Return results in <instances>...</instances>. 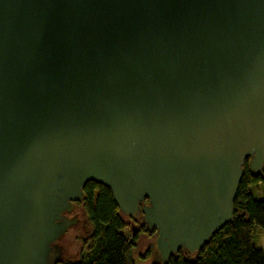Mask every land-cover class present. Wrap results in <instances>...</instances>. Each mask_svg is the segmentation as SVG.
Instances as JSON below:
<instances>
[{
    "label": "water",
    "instance_id": "1",
    "mask_svg": "<svg viewBox=\"0 0 264 264\" xmlns=\"http://www.w3.org/2000/svg\"><path fill=\"white\" fill-rule=\"evenodd\" d=\"M247 159L263 172L264 0H0V264L63 261L91 180L157 260L196 254Z\"/></svg>",
    "mask_w": 264,
    "mask_h": 264
},
{
    "label": "trees",
    "instance_id": "2",
    "mask_svg": "<svg viewBox=\"0 0 264 264\" xmlns=\"http://www.w3.org/2000/svg\"><path fill=\"white\" fill-rule=\"evenodd\" d=\"M259 185L264 193V170L254 175L247 159L234 200L233 221L214 233L198 253L181 249L166 264H264V247L257 246L253 237L255 226L264 229V194H257ZM83 191V200L77 204H83L92 233L84 241L85 252L78 260L60 263L135 264L133 252L139 235L149 233L155 239L156 228H149L142 215H124L109 187L91 180ZM148 202L146 199L142 204ZM128 227L131 234L126 232Z\"/></svg>",
    "mask_w": 264,
    "mask_h": 264
},
{
    "label": "rangeland",
    "instance_id": "3",
    "mask_svg": "<svg viewBox=\"0 0 264 264\" xmlns=\"http://www.w3.org/2000/svg\"><path fill=\"white\" fill-rule=\"evenodd\" d=\"M256 191L260 196L264 194L262 185H259L258 190ZM74 212H79L80 223L72 226L61 239L63 244L64 261L78 260L85 252L84 241L87 240L92 233V226L88 220L83 204H77ZM138 226H140V224H138ZM126 232L131 234V228L128 227ZM253 237L257 246L264 247V229L259 226H255ZM154 240L153 235L151 236L149 233H141L139 235L136 249L133 252L135 264H153L158 259H156L151 246ZM157 261L158 262H156V264H162L160 259Z\"/></svg>",
    "mask_w": 264,
    "mask_h": 264
},
{
    "label": "flooded vegetation",
    "instance_id": "4",
    "mask_svg": "<svg viewBox=\"0 0 264 264\" xmlns=\"http://www.w3.org/2000/svg\"><path fill=\"white\" fill-rule=\"evenodd\" d=\"M74 210H75V209H74ZM74 210H73L71 213H67V215H68V216H73V215L77 214V215L79 216V212L75 213ZM79 223H80V222H79ZM57 243H58V244L61 246V248L63 249L62 240L58 241Z\"/></svg>",
    "mask_w": 264,
    "mask_h": 264
}]
</instances>
